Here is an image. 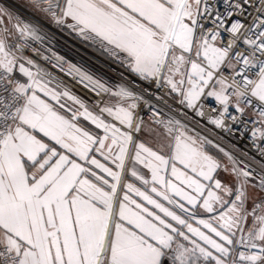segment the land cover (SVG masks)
<instances>
[{
	"label": "snow or ice",
	"instance_id": "1",
	"mask_svg": "<svg viewBox=\"0 0 264 264\" xmlns=\"http://www.w3.org/2000/svg\"><path fill=\"white\" fill-rule=\"evenodd\" d=\"M0 264H264V0H0Z\"/></svg>",
	"mask_w": 264,
	"mask_h": 264
},
{
	"label": "built area",
	"instance_id": "2",
	"mask_svg": "<svg viewBox=\"0 0 264 264\" xmlns=\"http://www.w3.org/2000/svg\"><path fill=\"white\" fill-rule=\"evenodd\" d=\"M75 42L67 37V36H63L61 37L59 34H57L56 37V51H59L61 53V55H65L67 54V50L74 44ZM76 48H80L81 49V53H83L84 51H86L85 49H82L81 46L77 43L75 44ZM88 55H91V53L89 52ZM69 58H72L71 56H69Z\"/></svg>",
	"mask_w": 264,
	"mask_h": 264
}]
</instances>
